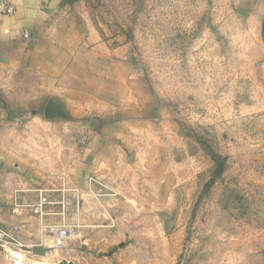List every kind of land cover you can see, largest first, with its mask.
Here are the masks:
<instances>
[{
    "label": "rangeland",
    "instance_id": "rangeland-1",
    "mask_svg": "<svg viewBox=\"0 0 264 264\" xmlns=\"http://www.w3.org/2000/svg\"><path fill=\"white\" fill-rule=\"evenodd\" d=\"M42 2L0 98L6 142L64 186L44 255L0 237L11 264H264V21L241 0Z\"/></svg>",
    "mask_w": 264,
    "mask_h": 264
},
{
    "label": "crops",
    "instance_id": "crops-1",
    "mask_svg": "<svg viewBox=\"0 0 264 264\" xmlns=\"http://www.w3.org/2000/svg\"><path fill=\"white\" fill-rule=\"evenodd\" d=\"M53 1L49 0L50 3ZM42 3V0H15L13 3L15 16H0V59L7 60L14 55L12 53L13 44L16 42L18 44L16 31L23 26L32 29L47 23L48 16L40 12L44 9ZM50 3L51 10H53ZM239 7L258 14L256 19L264 21V0H241ZM43 68L44 64H42V70ZM35 71L39 72L40 70L35 69ZM7 103V99L0 98V230L4 228L16 239L19 238L22 241V248L28 246L33 248L44 244V214L41 216L34 214L31 206L37 202L41 189L50 200L58 199L54 197L58 194L54 193L62 191L60 186H64V183L49 174L50 171L45 172L43 165L34 167L31 164L32 160L30 161L28 158L33 153L28 150L26 152L23 150L22 153L21 148L16 145L17 143L10 140L6 142L10 136L9 133H11L13 141L18 139L14 137L15 133L20 131L16 124L21 122L20 119L11 122L10 116L3 109ZM18 136L20 137L19 134ZM37 158L40 160L39 157ZM88 172L89 168L87 167L77 170L75 176H70L72 183L75 185L77 182L79 184L76 185H84ZM54 205H47L45 209L51 210L50 213L54 214L57 211V207ZM2 252L0 247V264H11L9 254L5 253L4 255Z\"/></svg>",
    "mask_w": 264,
    "mask_h": 264
},
{
    "label": "built area",
    "instance_id": "built-area-1",
    "mask_svg": "<svg viewBox=\"0 0 264 264\" xmlns=\"http://www.w3.org/2000/svg\"><path fill=\"white\" fill-rule=\"evenodd\" d=\"M46 192V191H45ZM54 203H56V202H54V201H52V200H50L49 198H48V196L44 193V190H42L41 189V192H39V196H38V200H37V202L36 203H34V204H32V212L34 213V214H37V215H43V214H45L46 213V209H45V207L47 206V205H52V204H54ZM6 235L7 236V238L9 239V243H7L8 244V248H12V249H14L15 247L14 246H21V244L17 241V239L12 235V233H10V232H3V230H0V237L2 236V235Z\"/></svg>",
    "mask_w": 264,
    "mask_h": 264
},
{
    "label": "water",
    "instance_id": "water-1",
    "mask_svg": "<svg viewBox=\"0 0 264 264\" xmlns=\"http://www.w3.org/2000/svg\"><path fill=\"white\" fill-rule=\"evenodd\" d=\"M45 251V248H43L42 246H35L32 248V252L34 254H44Z\"/></svg>",
    "mask_w": 264,
    "mask_h": 264
},
{
    "label": "bare ground",
    "instance_id": "bare-ground-1",
    "mask_svg": "<svg viewBox=\"0 0 264 264\" xmlns=\"http://www.w3.org/2000/svg\"><path fill=\"white\" fill-rule=\"evenodd\" d=\"M42 246V245H41ZM43 248H45V252H44V254L48 251V249L45 247V246H42ZM44 254H36V255H44Z\"/></svg>",
    "mask_w": 264,
    "mask_h": 264
}]
</instances>
